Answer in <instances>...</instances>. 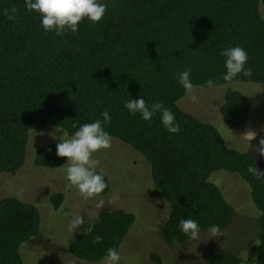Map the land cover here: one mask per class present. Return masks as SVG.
<instances>
[{
	"label": "trees",
	"instance_id": "1",
	"mask_svg": "<svg viewBox=\"0 0 264 264\" xmlns=\"http://www.w3.org/2000/svg\"><path fill=\"white\" fill-rule=\"evenodd\" d=\"M108 8L102 21L85 18L75 34L45 33L39 14L28 12L25 0H0V176L16 175L26 161L29 136L46 127L73 135L85 123L103 120L104 129L139 153L149 164L154 188L168 206L162 237L170 245H184L189 238L177 227L193 219L201 232L212 225L221 230L235 220V208L220 187L211 181L215 171L237 174L249 187L259 213L253 257L230 251L209 258V264H264V180L248 172L249 165L264 168L251 153L227 145L216 126L181 109L185 89L177 74L191 69L195 87L234 83H264V0H100ZM15 6L16 22L3 10ZM241 46L248 53L246 68L253 75L223 80L226 73L222 50ZM162 102L180 125L178 134L163 127L160 115L151 122L124 107L130 99ZM252 104L246 94L229 88L220 106L229 129L247 122ZM60 141L41 145L33 164L58 168L67 157L56 155ZM51 149V151H49ZM99 171V169H97ZM107 188L98 196L109 193ZM59 209L62 193L50 195ZM36 204L14 196L0 199V264H24L21 247L41 230ZM135 222L122 208L104 207L85 230L72 238L69 253L78 260L98 263L111 247L119 251ZM103 242L93 244L95 236ZM152 259L161 262L156 254Z\"/></svg>",
	"mask_w": 264,
	"mask_h": 264
},
{
	"label": "rangeland",
	"instance_id": "2",
	"mask_svg": "<svg viewBox=\"0 0 264 264\" xmlns=\"http://www.w3.org/2000/svg\"><path fill=\"white\" fill-rule=\"evenodd\" d=\"M261 14L264 17V8H261ZM229 88L241 90L252 104L249 119L237 129L227 128L220 115V106ZM195 94L199 103L194 104L185 93L179 101L181 109L216 126L227 145L251 153L264 168V157L255 151L260 139L264 138V83H232L212 89L195 87ZM56 129L46 127L32 131L24 167L16 175L0 176V199L18 197L36 204L41 212L39 234L21 247L24 264H102V261L78 260L69 253L68 247L72 238L83 232L87 223H93L104 207L122 208L135 216L119 249V264H209V258L224 251L244 258L254 256L259 213L251 201L249 187L237 174L220 170L211 175V181L220 187L236 211L234 222L221 230L223 235L211 237L210 232L200 231L199 240L170 245L162 237L168 206L153 186L148 162L130 146L112 139L109 149L93 154V158L100 161L97 169L102 168L108 176L110 191L105 196L84 200L75 187H69L64 166L67 161L54 169L33 164L34 154L41 145L60 141L63 132ZM249 132L256 133L254 139L247 135ZM53 193H62L64 197L57 210L49 199ZM114 195L119 199L113 201ZM75 215L84 216L87 223L75 232H69L68 225ZM153 254L159 256L160 263L152 259Z\"/></svg>",
	"mask_w": 264,
	"mask_h": 264
},
{
	"label": "clouds",
	"instance_id": "3",
	"mask_svg": "<svg viewBox=\"0 0 264 264\" xmlns=\"http://www.w3.org/2000/svg\"><path fill=\"white\" fill-rule=\"evenodd\" d=\"M25 9L28 12H35L42 18L41 27L45 33H55L57 36H63L65 33H77L79 25L87 18L91 23H100L106 14L108 8L107 3H102L100 0H25ZM18 9L12 6L10 9L3 10V15L13 23L16 22ZM221 55L225 57L226 73L223 75V80L230 82L238 75L251 77L253 71L251 68H246L248 63V53L241 46L229 47L222 50ZM191 69H186L177 74V82L185 89L186 94L190 97L194 104L199 103V98L195 94V86L191 79ZM206 86L209 89L215 87V82L211 79L206 81ZM124 107L130 114H139L144 121L151 122L153 116L159 114L163 127L171 134L180 132V125L175 119L174 113L165 107L162 102H153L149 105L145 99H130ZM103 120L97 119L93 123H85L79 127L71 136L60 128L56 131H62L63 135L59 137L60 142L56 146V155L58 157H67L66 180L69 187H75L78 194L84 199L89 200L97 197L106 188L105 174L102 168L97 171L100 161L93 158V154L100 150L109 149L112 144V137L107 132L103 124L111 123V117L108 111L102 113ZM55 139V133L52 134ZM252 139L255 138V132H249ZM245 135V136H247ZM51 151V149H49ZM255 151L264 157V138L259 141V146ZM248 172L255 179L264 180V172L260 171L255 165L248 166ZM113 201L119 199L117 195L113 196ZM91 218V216H90ZM86 220L82 215H75L71 218L68 225L69 232H75L81 225L86 224ZM84 234L85 236L93 231L94 225L87 223ZM180 231L190 240L200 239L199 223L193 219H181L178 226ZM208 231L211 237L223 235L218 225H212ZM103 242V237L97 235L92 240L93 244ZM256 244L260 241L255 240ZM121 256L117 248L111 247L106 250V255L102 260V264H119Z\"/></svg>",
	"mask_w": 264,
	"mask_h": 264
}]
</instances>
